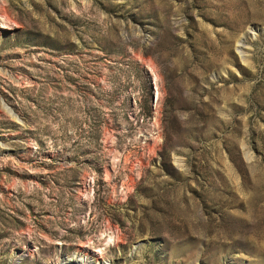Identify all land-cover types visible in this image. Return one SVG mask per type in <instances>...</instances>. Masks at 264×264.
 <instances>
[{"label":"rangeland","instance_id":"1","mask_svg":"<svg viewBox=\"0 0 264 264\" xmlns=\"http://www.w3.org/2000/svg\"><path fill=\"white\" fill-rule=\"evenodd\" d=\"M73 255L264 264V0H0V264Z\"/></svg>","mask_w":264,"mask_h":264},{"label":"bare ground","instance_id":"2","mask_svg":"<svg viewBox=\"0 0 264 264\" xmlns=\"http://www.w3.org/2000/svg\"><path fill=\"white\" fill-rule=\"evenodd\" d=\"M88 258L89 257H87V256L82 257V256H79V255H73L68 260L64 261L61 264H89L90 261L88 260ZM95 264H105V263L104 262H96L95 261Z\"/></svg>","mask_w":264,"mask_h":264}]
</instances>
